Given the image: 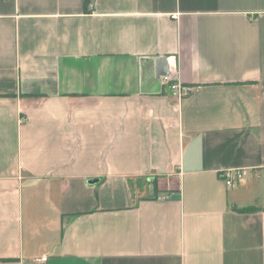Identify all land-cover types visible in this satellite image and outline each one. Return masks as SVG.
Instances as JSON below:
<instances>
[{
  "label": "crops",
  "instance_id": "0c3cea01",
  "mask_svg": "<svg viewBox=\"0 0 264 264\" xmlns=\"http://www.w3.org/2000/svg\"><path fill=\"white\" fill-rule=\"evenodd\" d=\"M42 257L264 264V0H0V264Z\"/></svg>",
  "mask_w": 264,
  "mask_h": 264
},
{
  "label": "built area",
  "instance_id": "2783aa9c",
  "mask_svg": "<svg viewBox=\"0 0 264 264\" xmlns=\"http://www.w3.org/2000/svg\"><path fill=\"white\" fill-rule=\"evenodd\" d=\"M166 62L168 65V75L162 77V79L164 80L165 85L168 86L172 97H174L178 101H182L193 93L194 87L192 85L183 84L182 82L178 81L174 65H172L167 60ZM249 174L250 173L247 170L228 169L221 171L218 176L226 188H231L238 181L247 178ZM46 262L47 259L45 257H42L36 260L35 264H46Z\"/></svg>",
  "mask_w": 264,
  "mask_h": 264
},
{
  "label": "water",
  "instance_id": "95a60500",
  "mask_svg": "<svg viewBox=\"0 0 264 264\" xmlns=\"http://www.w3.org/2000/svg\"><path fill=\"white\" fill-rule=\"evenodd\" d=\"M155 73L157 76H167L168 75V65L166 59H158L155 61Z\"/></svg>",
  "mask_w": 264,
  "mask_h": 264
},
{
  "label": "trees",
  "instance_id": "16d2710c",
  "mask_svg": "<svg viewBox=\"0 0 264 264\" xmlns=\"http://www.w3.org/2000/svg\"><path fill=\"white\" fill-rule=\"evenodd\" d=\"M253 210H255V209H253V208H245V209L240 210V212H251Z\"/></svg>",
  "mask_w": 264,
  "mask_h": 264
}]
</instances>
